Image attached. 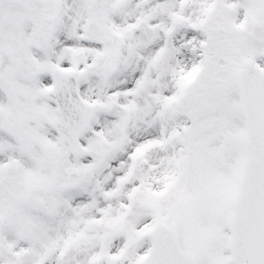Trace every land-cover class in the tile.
Masks as SVG:
<instances>
[{
    "label": "snow or ice",
    "instance_id": "obj_1",
    "mask_svg": "<svg viewBox=\"0 0 264 264\" xmlns=\"http://www.w3.org/2000/svg\"><path fill=\"white\" fill-rule=\"evenodd\" d=\"M0 264H264V0H0Z\"/></svg>",
    "mask_w": 264,
    "mask_h": 264
}]
</instances>
